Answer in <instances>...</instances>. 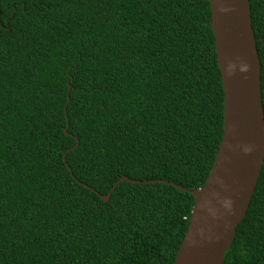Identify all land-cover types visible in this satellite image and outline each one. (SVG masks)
<instances>
[{"label": "trees", "instance_id": "obj_1", "mask_svg": "<svg viewBox=\"0 0 264 264\" xmlns=\"http://www.w3.org/2000/svg\"><path fill=\"white\" fill-rule=\"evenodd\" d=\"M248 13L264 119V0ZM0 24V264H173L191 195H99L206 181L223 121L208 1L0 0ZM223 264H264V158Z\"/></svg>", "mask_w": 264, "mask_h": 264}, {"label": "water", "instance_id": "obj_2", "mask_svg": "<svg viewBox=\"0 0 264 264\" xmlns=\"http://www.w3.org/2000/svg\"><path fill=\"white\" fill-rule=\"evenodd\" d=\"M207 1L223 91V121L222 137L206 181L202 187L189 191L167 181H132L122 176L106 195H99L106 202L120 181L160 183L191 195L194 201L190 219L173 264H223L224 253L245 215L264 158L260 66L248 0ZM0 27L9 31L7 25ZM69 90L67 85L66 103ZM66 130L67 122L64 135ZM74 140L72 148L77 146Z\"/></svg>", "mask_w": 264, "mask_h": 264}]
</instances>
